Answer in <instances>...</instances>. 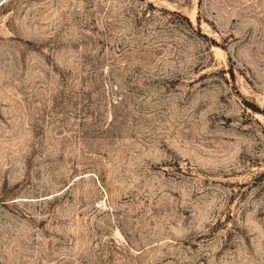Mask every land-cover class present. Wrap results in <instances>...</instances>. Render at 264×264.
Here are the masks:
<instances>
[{
	"label": "rangeland",
	"instance_id": "374dc122",
	"mask_svg": "<svg viewBox=\"0 0 264 264\" xmlns=\"http://www.w3.org/2000/svg\"><path fill=\"white\" fill-rule=\"evenodd\" d=\"M0 264H264V0H0Z\"/></svg>",
	"mask_w": 264,
	"mask_h": 264
}]
</instances>
